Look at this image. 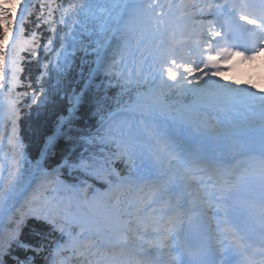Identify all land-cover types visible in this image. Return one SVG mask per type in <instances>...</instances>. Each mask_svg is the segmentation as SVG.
<instances>
[{
	"label": "snow or ice",
	"instance_id": "snow-or-ice-1",
	"mask_svg": "<svg viewBox=\"0 0 264 264\" xmlns=\"http://www.w3.org/2000/svg\"><path fill=\"white\" fill-rule=\"evenodd\" d=\"M20 4L21 0H15L10 7L6 3L0 4V106L6 110L12 123L8 143L13 147L11 157L0 151V213L16 208V203L33 180L49 177L59 180L61 169H67L74 180L73 184L65 185L67 190L83 194V198L77 197L76 203L69 197L66 201H48L35 207L31 206L36 203L35 199H25L17 214L10 218L8 230L0 233V264H37V258L44 254L48 234L37 232L34 235L38 239L25 236L24 227L29 219L47 224L52 232L59 233L55 248L44 264H68L72 256L81 259V264H158V259L153 256L158 250H166L168 264H206L203 248L189 246L180 238L185 225H193L196 221L200 204L212 196L208 188L201 192L193 190L194 182L209 181H200L193 175L188 166L189 149L185 147L189 139L182 133L194 130L197 135L215 141L221 136L239 135L249 129L235 126L221 129L190 109H179L173 113L163 103V93L159 89H150L147 93L137 91L134 101L120 109L129 113L130 119L113 125L112 114H103L107 90L118 87L122 96L138 89L142 78L145 83L148 81L142 67H136L134 72L129 69L127 73L123 69L128 67L129 37L138 30L142 36V29H139L142 11L154 8L155 4L147 5L144 10L134 0H90L86 6L70 4L64 9L65 15L60 23L67 24V16L81 18L74 19L75 27L69 26L68 33L60 37L61 47L56 53L55 67L71 68L64 43L69 38L74 49L71 55L74 56L79 50L85 56L95 57L90 61L95 67L88 75L87 87L95 85L98 126L95 131L86 132L71 127L75 120L74 113L86 95L83 91L79 94L73 92L74 103L68 116L61 118L55 134L46 137L40 159L31 165L28 178L22 180L23 157L18 146L19 101L13 99L11 94L20 82L21 53L30 50L35 57L37 51L35 36L32 40L24 39V28L19 26L20 17L26 12V7ZM240 7L248 6L241 4ZM43 8L44 5H41V10ZM51 14L49 3V18ZM249 15L254 18L249 20ZM156 18L159 21V15ZM240 20H247L250 25L260 21L258 28L241 26L247 29L251 37V49L258 50L259 42L264 40V0L259 14L242 12ZM213 36L218 40H213L201 53L203 68L199 64L194 67L187 61L177 63L174 50H160L158 45L153 55L161 61V86L176 88L181 93H200L208 107L239 97L240 89L214 80L208 74L210 68L219 67L218 60L232 55L231 47L219 46L220 42L228 44L229 34L213 31ZM141 42L140 38L136 39L137 48ZM51 43L50 39L44 45L46 51ZM214 47L216 51L212 55ZM251 49L246 47V51ZM43 67L48 69L50 65ZM165 75L167 79H164ZM189 77H193L195 82ZM152 79L155 81L156 76ZM5 88L7 95H4ZM242 93L243 98L236 102L250 105L260 102L259 126L264 132V95H258L249 88L243 89ZM38 97L43 100L42 94L33 92L32 102L38 103ZM166 111L173 124L162 128L159 117ZM64 124L69 127L64 128ZM3 136L4 133L0 132V140ZM59 137H63L70 146L67 154L51 171L43 169L42 161L47 160ZM117 160L127 169V174L115 168ZM153 164L165 178L155 181L150 190L144 193L143 187L136 186V180L141 179L144 169ZM216 191L219 192L216 207L227 216L230 189L218 188ZM89 192L92 193L91 197L87 195ZM168 213L171 214L165 220ZM259 228L264 234V210L259 217ZM225 231L229 234V245L220 250V264H264V235L259 245L254 247L245 235L232 228ZM237 256L240 259L237 260Z\"/></svg>",
	"mask_w": 264,
	"mask_h": 264
},
{
	"label": "trees",
	"instance_id": "trees-1",
	"mask_svg": "<svg viewBox=\"0 0 264 264\" xmlns=\"http://www.w3.org/2000/svg\"><path fill=\"white\" fill-rule=\"evenodd\" d=\"M63 103V101H61ZM61 102H55L47 108H41L39 113L35 115L27 114L26 118L19 120V135L21 136L23 143L25 144L24 150L29 157H36V153L39 151L41 144L51 132L53 126L57 123L58 116H63L65 113L66 104ZM39 109H37L38 111ZM86 116H81L77 120V124L84 126L83 120ZM74 124V123H73ZM61 157V151L54 153L52 156V164L47 165L50 168L56 166ZM51 162V160L49 161ZM25 233V231H24Z\"/></svg>",
	"mask_w": 264,
	"mask_h": 264
},
{
	"label": "bare ground",
	"instance_id": "bare-ground-1",
	"mask_svg": "<svg viewBox=\"0 0 264 264\" xmlns=\"http://www.w3.org/2000/svg\"><path fill=\"white\" fill-rule=\"evenodd\" d=\"M199 14H204L205 13V8L202 9H197ZM210 10L212 11L213 8L210 7ZM200 22L204 23V26L201 28V31H203V29L205 31H211L209 29V25L207 24L208 22V18H202L201 15H198L196 18L192 19L189 21V24L191 27H194L195 25L199 24ZM241 63L238 59L237 62H235V64H239ZM245 65H248V62L245 63ZM258 69H263L262 66H257ZM245 84V83H244ZM5 109L2 107L0 114H4ZM7 114V113H6ZM5 114V115H6ZM260 119V118H259ZM162 127V125H161ZM209 138H206L204 136H198L197 140H199V142H188L189 146L187 147L189 149L188 153H187V158L189 154L192 153H197L196 155L199 156L200 153H209L210 152V148L208 146H205V144L209 145L206 140H208ZM246 139L245 138H241L239 139V143L245 142ZM204 142V143H203ZM250 142V140H247V144ZM203 149V150H202ZM215 150H219L218 155H216V157H218V162L216 163L219 167H222L223 169L228 168L230 161H231V155L225 152V147L223 145H221L220 143H218V145H216L214 147ZM264 149V146H263ZM245 150H247V148L245 147L244 149H237L236 150V155H239L240 153L244 152ZM190 163V160L188 158V164ZM166 259L168 260V258L166 257ZM166 259H164L163 263H166Z\"/></svg>",
	"mask_w": 264,
	"mask_h": 264
},
{
	"label": "rangeland",
	"instance_id": "rangeland-1",
	"mask_svg": "<svg viewBox=\"0 0 264 264\" xmlns=\"http://www.w3.org/2000/svg\"><path fill=\"white\" fill-rule=\"evenodd\" d=\"M126 119H130V116L121 118V120L119 121V123H120L121 121L126 120ZM151 239H153V238H151Z\"/></svg>",
	"mask_w": 264,
	"mask_h": 264
}]
</instances>
